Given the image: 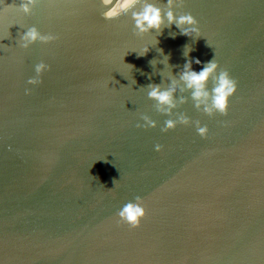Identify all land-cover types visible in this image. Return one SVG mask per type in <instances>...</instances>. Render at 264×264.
<instances>
[{"label": "water", "instance_id": "water-1", "mask_svg": "<svg viewBox=\"0 0 264 264\" xmlns=\"http://www.w3.org/2000/svg\"><path fill=\"white\" fill-rule=\"evenodd\" d=\"M19 3L0 0V264H264V0H181L174 11L202 35L164 27L143 56L131 49L151 36L135 35L132 10L106 19L100 0H39L26 15ZM32 26L56 39L20 47ZM214 56L237 82L227 114L178 91L174 111L208 135L162 131L170 117L147 86ZM141 115L157 126L137 127ZM136 197L147 215L131 228L117 213Z\"/></svg>", "mask_w": 264, "mask_h": 264}, {"label": "clouds", "instance_id": "clouds-1", "mask_svg": "<svg viewBox=\"0 0 264 264\" xmlns=\"http://www.w3.org/2000/svg\"><path fill=\"white\" fill-rule=\"evenodd\" d=\"M38 2L39 0H20L18 7L24 14L30 15ZM100 2L105 8L103 16L106 19L115 18L122 13L132 10L131 19L134 23L135 35L141 38L151 36V39L139 50L135 48L131 49L132 51H136L139 56L145 55L149 51L150 45L155 46L158 44L156 35L164 27L171 28L172 25H175L180 30V34L185 36L199 37L202 35L198 21L192 14L177 15L174 11L176 5L181 0H167L166 9L158 6V3L154 2V0H100ZM137 5H139V8H137ZM153 30H155V34ZM171 35L175 37V33ZM2 39L4 38H0V40ZM55 39L56 36L42 34L36 26H32L27 28L20 36L19 45L27 49L37 41L48 43ZM158 50L163 53V49ZM190 51L191 49H189L186 55ZM168 61L169 56L164 55L161 62L167 65ZM152 63H155V61H152ZM193 63L197 65L203 64V66L197 71L192 67ZM49 68L50 65L43 61L36 64V75L28 79V84H40L42 82L41 76ZM209 81L212 83L211 88H209ZM134 83L135 80H133ZM185 90L190 93L191 100L194 102L197 110L209 116L215 113L226 115L229 107V99L237 91V82L230 76L226 69L220 68L214 56L213 59L206 62H202L198 58L195 60H186L178 78L170 76L167 86H164L163 83H151L147 86V96L155 102V110L158 113L170 117L164 121L162 131L167 132L169 129H174L178 124L189 125L194 123L197 133L201 137H207L209 129L206 125L202 126L199 120L192 121L185 113L174 111L180 105L186 103L187 96L177 95L178 91L184 92ZM26 92H30V89H26ZM141 120L143 123H137V127L155 128L157 126V122L148 115H141ZM161 147V145L156 144L155 150L159 152ZM114 185L116 186V181H114ZM108 190L111 191L112 188ZM117 215L120 222L129 225L131 228L139 227L141 220L147 215L143 199L136 197L135 202L130 201L125 204Z\"/></svg>", "mask_w": 264, "mask_h": 264}]
</instances>
